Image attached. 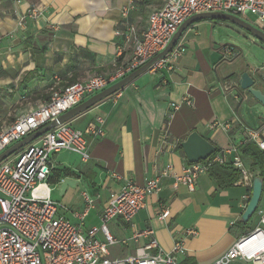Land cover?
<instances>
[{"label": "crops", "instance_id": "0c3cea01", "mask_svg": "<svg viewBox=\"0 0 264 264\" xmlns=\"http://www.w3.org/2000/svg\"><path fill=\"white\" fill-rule=\"evenodd\" d=\"M163 2L0 0V127L21 111L41 104L54 88L95 74L111 75L116 70V50L123 48L122 63L131 53L130 44L116 31L123 33L126 24L142 31L149 14ZM123 7H128L126 17L121 15ZM20 15L24 16L22 23ZM212 20L197 21L182 32L176 44L185 51L171 68L141 74L122 90L67 122L84 130L97 118L104 121L103 135L88 136L86 162L66 149L52 156V180L48 184L59 186L63 197L57 201L68 207L61 211L68 220L77 222L72 211L86 207L84 194L92 200L82 226L88 229L101 224L100 215L110 193L118 192L127 182L142 185L167 164L181 173L188 162L180 143L192 131L220 151L242 144L243 127L264 133V119L259 118L258 123L253 116L251 121L244 116L242 101L252 102L248 93L238 83V88L245 92L243 98L226 89V78L233 70L228 68L232 61L224 60L222 53L225 48H235L223 42L218 25L222 22ZM255 82L264 86V81ZM23 95L26 98L21 100ZM184 99L191 103L186 104ZM225 123L228 128L223 126ZM38 141L39 138L32 143ZM67 153L77 155L80 162ZM242 159L251 177L242 180L240 176L229 186H219L209 172L199 175L193 191L184 184L173 186L170 177L162 178L160 189L147 197L145 206L131 222L116 217L105 223L115 240L108 245V256L120 259L135 254L150 237H134V232L151 228L163 253L171 251L175 240L183 242L186 250L176 256L178 262L215 261L258 223V215L254 223L251 217L240 221L250 198L253 175L257 173L251 170L248 158ZM66 177L78 182L61 191ZM163 207L169 214L160 220L157 215ZM258 208H264V185ZM188 229L196 233L189 235ZM96 237L104 240L101 232ZM231 264L250 263L236 260Z\"/></svg>", "mask_w": 264, "mask_h": 264}, {"label": "built area", "instance_id": "2783aa9c", "mask_svg": "<svg viewBox=\"0 0 264 264\" xmlns=\"http://www.w3.org/2000/svg\"><path fill=\"white\" fill-rule=\"evenodd\" d=\"M127 12L128 7H123L121 15L126 17ZM203 12L228 13L247 22L248 14H252L256 17L257 28L264 32V0H164L159 8L149 14L147 25L142 31L137 32L131 24H126L123 33L116 31L131 46L130 57L123 66L109 76L95 74L86 80L52 89L41 104L21 111L10 123L0 127V153L145 63L165 48L187 18ZM23 18L19 16V23L23 22ZM122 50V47L116 50V58L122 55ZM184 51L183 46L175 44L149 71L161 67L171 68L173 61ZM222 54L227 61L237 56L232 47L225 48ZM226 89L230 87L227 85ZM184 102L191 103L188 99H184ZM103 124L101 118L84 130L73 128L67 123L59 124L41 135L37 144L30 143L11 158L0 162V264H182L176 256L185 252L183 242L175 240L171 251L163 253L151 228L134 232V237L141 234L150 237L143 248L130 256L111 259L107 248L115 240L107 232L105 223L116 217L131 222L145 206L147 197L160 189L162 178L170 177L173 186L184 184L189 191H193L199 175L208 172L215 162L231 163L240 172L242 180L251 177L239 146L213 153L196 163H186L181 173H176L167 164L158 175L146 178L142 185L127 182L118 192L110 193L100 215L101 224L85 229L82 226L92 200L84 194L86 207L81 211H72L77 222L68 220L61 213L68 207L50 198L48 180L52 172L51 159L56 152L66 149L77 153L80 160L86 162L89 159L88 136L96 138L103 135ZM223 126L228 128L229 125L225 123ZM243 132L242 143L253 141L259 149L264 150V133L260 135L248 127H243ZM168 214V209L163 207L157 218L164 220ZM256 214L257 225L209 264H231L236 260L264 264V208H257ZM98 232L104 235L103 241L97 239ZM186 233L193 235L196 232L188 229ZM150 249L157 251L149 253Z\"/></svg>", "mask_w": 264, "mask_h": 264}, {"label": "water", "instance_id": "95a60500", "mask_svg": "<svg viewBox=\"0 0 264 264\" xmlns=\"http://www.w3.org/2000/svg\"><path fill=\"white\" fill-rule=\"evenodd\" d=\"M207 19H220L228 21L238 26L239 28L249 32L252 36L259 39L260 41L264 42V32H262L257 27L253 26L251 23L239 18L236 15L223 12H203L194 14L187 18L179 26L178 30L174 33L171 40L168 42L164 49L152 56L145 63H143L133 71L127 73L120 79L108 84L100 91L88 96L77 105L68 109L66 112L62 113L55 119L51 120L48 124L38 128L37 130L28 134L21 140L7 147L2 153H0V162L4 161L26 145L38 139L45 132L55 128L59 124L69 122L75 116L90 109L92 106L104 100L105 98L113 95L114 93L122 90L125 86L134 81L138 76L149 71L155 63L163 59L171 51V49L179 40L182 32L188 26L197 21ZM238 85L242 90L246 91L254 100L264 106V86L257 85L253 77L248 73V71H243L240 74L238 78ZM180 147L188 163H196L198 161L205 160L216 151L215 146L211 144L207 139H205L202 135H200L197 131H192L186 137V139L180 143ZM77 182V180H73L69 177H66L61 183L60 190L63 191L67 186H75ZM263 185L264 180L262 177L256 175L252 178L251 194L243 212L241 213V222L248 221L249 218L256 212L263 190Z\"/></svg>", "mask_w": 264, "mask_h": 264}, {"label": "rangeland", "instance_id": "374dc122", "mask_svg": "<svg viewBox=\"0 0 264 264\" xmlns=\"http://www.w3.org/2000/svg\"><path fill=\"white\" fill-rule=\"evenodd\" d=\"M246 19L253 26L258 27L256 24V17L254 15L248 14ZM216 22H222V24L218 25L221 26L220 31L223 42L227 45L233 46L237 51V56L231 60L232 62L228 65V68L232 69L233 72H230L227 76L226 83L230 87V90L234 91L240 98H243V93L245 92L240 90L236 85L241 72L248 71L255 80L259 82L264 81V42L230 22H224L223 20H216ZM247 98L252 102H247L246 100L242 101L244 103V116L246 118L248 117L250 121L253 116L255 122L259 123V118L264 119V106L254 100L249 94H247ZM10 119L13 120L12 118H9L8 120L11 121ZM256 124L257 123H255V125ZM255 125H252V127ZM67 154L73 156L77 163L80 162L77 155L75 156L71 153ZM48 186L50 188V198L53 201L62 199L63 196L60 195L59 186L57 184L50 183ZM256 218L257 214L255 212L251 216V222L254 223V219Z\"/></svg>", "mask_w": 264, "mask_h": 264}, {"label": "trees", "instance_id": "16d2710c", "mask_svg": "<svg viewBox=\"0 0 264 264\" xmlns=\"http://www.w3.org/2000/svg\"><path fill=\"white\" fill-rule=\"evenodd\" d=\"M215 20H219V19H215ZM215 20L213 19L212 21ZM121 57L122 55L116 59V64H115L116 69L119 68L120 66H123L125 63V62L122 63ZM25 98L26 96H24L23 99L21 98V100H24ZM239 151L241 157H245L250 160L251 170L257 171V173L253 175V177L258 175L262 177L264 180V151L259 149V147L252 141H247L242 143L239 146ZM217 152H220V149L216 148L215 153ZM208 172L218 182L219 186L221 187L229 186L234 182H237L240 177V172L236 168H234L231 163H224V164H220L218 162L212 163L211 166L209 167ZM64 173L65 175H68V171H64ZM49 180L52 179H50L49 177Z\"/></svg>", "mask_w": 264, "mask_h": 264}]
</instances>
